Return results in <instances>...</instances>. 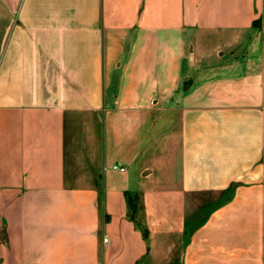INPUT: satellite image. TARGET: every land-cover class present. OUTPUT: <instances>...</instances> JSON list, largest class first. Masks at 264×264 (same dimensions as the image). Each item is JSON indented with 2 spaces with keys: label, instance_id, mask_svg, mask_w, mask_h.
Listing matches in <instances>:
<instances>
[{
  "label": "crops",
  "instance_id": "0c3cea01",
  "mask_svg": "<svg viewBox=\"0 0 264 264\" xmlns=\"http://www.w3.org/2000/svg\"><path fill=\"white\" fill-rule=\"evenodd\" d=\"M0 264H264V0H0Z\"/></svg>",
  "mask_w": 264,
  "mask_h": 264
},
{
  "label": "trees",
  "instance_id": "16d2710c",
  "mask_svg": "<svg viewBox=\"0 0 264 264\" xmlns=\"http://www.w3.org/2000/svg\"><path fill=\"white\" fill-rule=\"evenodd\" d=\"M126 200H127V207L129 210L130 214V219L134 222V224L142 230L143 235L146 234L145 229L143 228L141 222L137 220V214L141 210V203H140V198L137 193L135 194H126Z\"/></svg>",
  "mask_w": 264,
  "mask_h": 264
},
{
  "label": "built area",
  "instance_id": "2783aa9c",
  "mask_svg": "<svg viewBox=\"0 0 264 264\" xmlns=\"http://www.w3.org/2000/svg\"><path fill=\"white\" fill-rule=\"evenodd\" d=\"M113 169H116V170H119V171H121V172H124V168H122V167H119V166H113L112 167ZM103 241H105V240H103Z\"/></svg>",
  "mask_w": 264,
  "mask_h": 264
},
{
  "label": "rangeland",
  "instance_id": "374dc122",
  "mask_svg": "<svg viewBox=\"0 0 264 264\" xmlns=\"http://www.w3.org/2000/svg\"><path fill=\"white\" fill-rule=\"evenodd\" d=\"M214 198H215V196H214Z\"/></svg>",
  "mask_w": 264,
  "mask_h": 264
}]
</instances>
